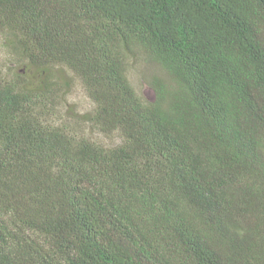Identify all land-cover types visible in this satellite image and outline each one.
I'll list each match as a JSON object with an SVG mask.
<instances>
[{"label":"trees","instance_id":"1","mask_svg":"<svg viewBox=\"0 0 264 264\" xmlns=\"http://www.w3.org/2000/svg\"><path fill=\"white\" fill-rule=\"evenodd\" d=\"M0 35V264H264V0H0Z\"/></svg>","mask_w":264,"mask_h":264},{"label":"rangeland","instance_id":"2","mask_svg":"<svg viewBox=\"0 0 264 264\" xmlns=\"http://www.w3.org/2000/svg\"><path fill=\"white\" fill-rule=\"evenodd\" d=\"M130 65L129 75L137 91L147 100H152L155 96L151 80L156 76H163L166 73L156 63L150 61L143 54ZM26 61H23L14 49L8 45L2 35H0V68L8 74L24 68ZM23 71V70H22ZM56 77L60 79L66 89V99L60 106L65 115H75L84 113L93 107V102L86 93L80 79L70 70L63 67L57 69ZM66 83V84H65ZM85 130L89 135L105 144H114L119 141L118 134L106 135L103 132L85 125Z\"/></svg>","mask_w":264,"mask_h":264}]
</instances>
